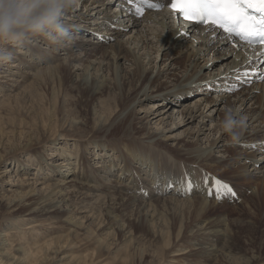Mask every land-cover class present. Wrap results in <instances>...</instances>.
I'll return each mask as SVG.
<instances>
[{"label": "bare ground", "instance_id": "bare-ground-1", "mask_svg": "<svg viewBox=\"0 0 264 264\" xmlns=\"http://www.w3.org/2000/svg\"><path fill=\"white\" fill-rule=\"evenodd\" d=\"M164 1L167 2V0ZM130 10L131 8L127 4V0H78L77 7L69 9L63 18L65 26L69 27L70 31H80L79 34H87L95 37V42L92 41V38L86 40L78 35L74 44L67 47H57L50 44L43 37L31 38L35 40L42 38L41 40H44L51 48L63 52L62 55H65V53L67 55L66 58L57 56L53 61H49L52 63L50 66H44L42 68L38 63H34L33 65V62H29V67L32 68L34 66V70H37L32 75L42 77V79L47 76H55L59 74L62 67L68 69L71 74V70H74L77 64L84 62L81 65V69H75L76 72L80 71L81 73H76L75 71L72 73L74 80L72 79L71 82L74 81L77 88L83 91L85 90L94 96L99 95L106 88L109 91L113 90V93H116V96H118V106L114 108L111 116L108 117L109 125L107 127L108 129H105L106 134L104 136L107 135L110 129L123 126L127 130L125 133L128 136L127 138H131L133 129L136 127L137 130L140 129L142 131L145 139H148L147 142L140 144H132L129 141H114L117 139H113L111 142L101 140L95 143V155L98 154L101 162L96 166H91V163L89 161L87 162V159H85L86 152H83L81 158L76 159V162H72V155L69 154L67 157L64 153L66 159L59 165H53L49 162L51 158L49 159L44 155H39L38 164L48 167L59 178L54 185L52 184L53 192H51L52 194L45 201L51 200V203L46 204V206L48 205V208H46L47 213H50L53 208L57 210L63 204L69 203L70 198L74 196L73 194L77 196L79 194L85 200L93 199L94 193L103 191V189H106L105 191L110 194L111 187L99 189L97 185H93V182L97 184L105 178L102 175L103 171L108 175L110 174L111 177H115L116 180L119 179V181H121V177L126 180L132 179L133 184L137 188L142 185V179L150 185L153 182L150 172H153L152 175L154 177L156 171L158 172L160 170L157 164L158 158L163 157V161H167L166 167L162 168L163 174L165 178L169 177L171 180L166 184L164 182V186L158 187L156 190V183L153 182L154 189H151L153 198H162L170 195L169 200H165L175 210L180 212L178 214L187 216L186 218L191 217L194 221L201 222L200 225L197 224L194 226L196 228L193 231L195 238L209 241L211 237L213 238L220 234V230H215L214 228L219 229L221 226L219 225L220 222L223 224V221H221L223 219L221 218V220H215L214 222L212 220L211 222L208 221V223L203 220L206 212L214 206L213 203H210L211 201H207V198H209L207 191L210 187L205 186V183L201 180L196 184H194L195 182L192 183V175V179H190L192 186L186 188L184 186L185 183L181 179V175H175L171 171L174 170L173 163L171 164L173 166L172 168L168 165L170 162L169 159L166 156L164 157L155 145L161 142H164L166 146L170 142L174 143L175 145L173 147L175 149L177 147L179 149V155L184 157L179 160L186 162L182 163V165L187 168H197L198 170L202 169L213 172L221 166L230 167L236 161L234 164H240L238 172H235V174L238 173V178H248L253 176L251 174L254 172L255 177H260V181L264 182V80L263 82H257V77L252 78L243 75L249 69L260 70L263 73V66L256 62L255 52H249L245 47L236 49L228 40L221 39L214 32H206L205 29H196L193 26L179 23L173 19L167 9L144 13L141 17L135 16ZM111 41H115V43H111ZM22 42L26 44L27 40ZM13 47H17V44H14ZM13 52L14 55H18L19 58L21 57V63L22 61L27 63L23 58L24 55H27L25 51L18 50ZM37 56L38 54H30L32 61L33 59H38L39 57L36 58ZM98 56L100 57L98 58ZM14 59L16 58H13V61L9 64L0 65V71L2 72L4 69H7L9 70L7 72L11 73L12 76L19 74L15 69L20 70V66H15L13 63L15 62ZM221 60L222 64L218 66L219 63L217 62H221ZM123 61L131 64L125 70L123 68L125 65H123ZM213 61L214 63H212ZM54 62H59V64L54 65ZM211 63L212 65L210 66ZM93 71L94 73H92ZM1 72V87L6 90L13 88L16 80H10L11 82L14 81L12 83L13 86L9 80L8 82H2L1 80H4L7 76H4ZM234 92H236V95H231ZM197 93L199 94L196 95ZM193 95H196L194 103L188 102L189 98ZM149 101H152L153 105L150 108L148 106L143 108ZM172 107L175 109L176 107L180 108L176 110L177 118L180 119L179 123H176L178 119L175 122V119L171 115H168ZM227 108H238L240 113L247 117L248 127L239 143H229L227 134L219 130V124L217 122L222 119ZM180 127H187V129L181 135H178L179 133L173 134L174 129ZM181 140L184 142L178 143ZM232 145L242 147L250 146L254 151L252 150L248 153L247 151L241 152L236 158H233L235 155L232 158L228 155L229 158L220 155L216 156V153H228ZM259 155L261 156L259 157ZM103 158L112 159L110 166H108L109 163H106L108 161H105ZM173 158L175 159V157ZM79 160L86 161V164H83L84 162L81 164ZM241 160H244V162L241 163ZM130 164L136 165L137 168L135 169L139 171L135 172ZM251 167L252 170H248ZM188 171L189 173L193 172V170ZM11 172V169L3 171L0 169V182L7 176H10ZM140 172L145 175L144 178L141 176V181L136 175V173ZM159 174L162 175V173ZM48 176H45V178ZM172 178L177 179L176 184L184 190H181L178 186L176 187L175 184L171 185L174 183ZM28 179L30 180L32 178ZM36 183L37 180H34L25 183V185L30 186ZM214 186L215 184L212 188L215 189ZM124 188L122 191L118 190L115 192V195L119 196L118 201L121 206H129L132 208L131 213L136 208L134 212L148 216L150 214V207H155L154 204L159 203V201L155 200L153 202L154 204L141 202L140 199L125 194L124 190H129L130 187L124 186ZM135 190L138 192V189ZM8 191L14 192L11 189H8ZM259 191L260 189H257L246 201H243L245 205H248L246 203H249L251 198L257 197L259 202L255 205V208L258 210L261 205L260 201L264 202V187L263 189L261 188V194L258 193ZM146 192L148 193V191ZM210 196L214 198L213 194ZM2 200L4 202L12 201L11 196L8 195H4ZM40 204H28L27 213L37 212L38 208L35 206ZM12 206L10 208H13ZM154 209L152 210L154 211ZM46 210L42 211L46 213ZM67 210H70L68 211L69 217L65 221L74 227L78 225L77 220H80L77 216L86 213V211L82 210L74 211L71 207L67 208ZM145 210L147 213H143ZM173 210L172 212H174ZM111 215L109 214V217L112 220L114 217ZM153 216H151L152 220L155 219V217L153 219ZM175 217L173 219L177 220ZM185 227L187 226L185 225ZM51 241L36 245V251L31 250L29 247L24 248L23 256L25 257L21 259L20 263L35 264L39 262L41 259H39L38 252L41 251L43 254L44 252H48ZM4 247L3 252L5 253L0 252V264H13V259L11 261L8 257L10 252L9 248H11L10 245L8 246L6 244ZM207 254L213 257L211 250H208ZM216 263L219 264L218 262Z\"/></svg>", "mask_w": 264, "mask_h": 264}, {"label": "rangeland", "instance_id": "rangeland-1", "mask_svg": "<svg viewBox=\"0 0 264 264\" xmlns=\"http://www.w3.org/2000/svg\"><path fill=\"white\" fill-rule=\"evenodd\" d=\"M75 7H77V4ZM71 32L76 37L80 35L83 39L89 40L92 38V41H96L93 36L79 34L80 31ZM39 39H26V44L21 42L17 44V47L13 48V43L11 45L10 42L0 41V49H9L15 52L22 50L27 53V55L23 56L27 63L23 61L21 63V57L19 58L18 55H14L13 52V58H16L13 63L15 66H20V70L15 69L19 74L12 76L11 73L7 72L9 71L7 69H4L2 72L0 71L4 76H7L4 80H1L2 82L16 80L15 83L14 81L11 82V85L14 83V86L12 85L13 88H9V90L3 89L0 84V169L2 171L12 170L11 175L0 182V200H2L4 195L11 196L12 199L11 202L0 201V252L5 253L3 252L4 245H10L9 259L11 261L13 259V264H21V259L25 257L23 256L24 248L29 247L31 250L36 251V245L52 240L50 249L48 252H44L45 255L41 251V253L38 252L39 259L41 260L35 264H217L216 262L219 264H264V202L260 201L261 205L258 210L255 208V205L259 202L257 197L251 198L250 202L246 203L248 205H245L243 202L257 189L261 191V188L263 189L264 187V182L260 181V177H255L254 172L250 173L253 176L248 178H238V173L235 174V172H238L240 164H234L236 161L231 165L233 168L231 166H221L213 172L202 169L198 170L197 168H187L182 165V163L186 162L179 160L184 157L179 155V149L177 147L175 149L173 147L175 144L172 142L167 146L164 145V142L158 143L155 146L158 147L157 149L159 152L161 151L164 157L166 156L169 159L168 165L172 168L174 166V170L171 171L175 175H181L186 188L189 187V182L190 187L192 186L190 179L193 177L192 183L195 182L194 184H196L201 180L205 183V186L210 187L207 191L208 195L209 189L214 185V180H220L232 189L234 195L225 193L222 190L219 196L214 194L215 192L213 191L214 198L210 195L207 198V201H211L210 203H213L214 206L206 212L203 220L208 223V221L211 222L213 220L212 222H214L215 220L223 219L221 220L223 224L222 222L219 223L221 225L219 229L214 228L215 230H220V234L218 235L221 236L211 237L209 241L195 238L193 231L196 228L194 226L200 225L201 222L178 214L180 212L175 210L165 200H169L170 195H168L169 197L153 198L151 189H154V183H156V190L158 187L164 186V182L166 184L171 180L169 177L165 178L163 174L162 168L166 167L167 164L166 160V163L163 161V157L158 158L157 164L160 170L156 171L154 177L152 175L153 172H150L154 182L150 183V185L142 179L145 175L141 172L136 173V175L140 181L142 179L144 182L141 181L142 185L137 188L133 184L132 179L126 180L121 177V181H119V179L116 180L115 177H111L110 174L108 175L103 171L102 175L105 178L97 184L93 182V185H97L99 189L111 187L110 194L105 191L106 189H103V191L95 192L94 198H90L89 200L83 199L79 194L78 196L73 194L75 197L70 198L69 203L63 204L57 210L53 208L50 213H47L46 208H48V205L46 206V204L51 203V200L45 201L52 194V186L59 178L48 167L38 164L39 155L51 158L49 160L50 163L59 165L66 159L64 153L67 157L69 154L72 155V162H76V159H80L83 152H86L85 159H87V162L89 161L91 166H96L100 162V157L98 154L95 155V143L101 140L111 142L113 139H117L114 141H129L132 144H140L147 142L148 139H145L142 131L140 129L137 130L136 127L133 129L131 138H127L128 136L125 135L127 130L123 126L110 129L107 135L104 136L106 134L105 129L109 125L108 117L111 116L114 108L118 106V96H116V93H113V90L109 91L107 88V90L104 89L99 95L95 96L77 88L74 81L71 82L72 79L74 80L72 73L76 72V68L81 69V65L84 62L77 64L80 66L76 65L75 69L71 70V74L68 69L62 67L63 70L61 68L59 74L55 76H47L42 79V77L32 75L37 70H34V66L30 68L29 62H33V65L34 63H38L42 68L50 66L52 63L49 61H53L57 56L62 58L67 57L66 53L62 55L63 52L51 48L44 40H41L42 38ZM111 43H115V41H111ZM30 54H38L36 58H39L32 61ZM224 61L226 62V60ZM122 63L123 65L125 64V67L123 66L124 70L128 68V65H131L127 61L126 63L124 61ZM217 63H219L218 66L221 65L222 60ZM58 64L59 62H56L54 65ZM76 73L81 72L77 71ZM234 93L231 95H236V92ZM196 95L191 96L188 102L194 103ZM152 105V101H149L143 108H146V106L150 108ZM177 109L180 108L176 107L175 109L172 107L168 113V115H171L175 119V122L178 119ZM179 122L180 119L176 123ZM186 129L187 127L175 128L173 134L179 133L178 135H181ZM182 141L178 143H183L184 141ZM229 150L230 153H216V156L220 155L225 158L229 156L232 158L235 155L233 158H236L241 152L247 151L248 153L253 149L250 146L232 145V148ZM104 160H107L108 162L106 163H109L108 166H110L112 159ZM241 161V163L244 162V160ZM79 162L86 164L84 160H79ZM130 166L135 172L139 171L135 169L137 168L136 165L130 164ZM180 167L182 168L180 169ZM188 170H193V172L189 173ZM248 170H252V167ZM159 173H162V175ZM45 176L48 177L45 178ZM28 178L32 179L29 180ZM172 179L174 183L171 185L175 184L177 187V179ZM210 179L213 181L211 180L210 182ZM34 180H37L36 184L25 185V183ZM124 186L130 187L129 190H124L127 196L136 197L141 202L148 204L155 201H159V203H153L155 207H150V214L148 216H144L146 214H137L134 212L136 208L131 213L132 208L121 206L118 201L119 196L115 195V192L118 190L122 191L125 189ZM178 188L184 190L180 186ZM8 189L14 190V192H9ZM135 189H138V192ZM212 189L214 190V188ZM136 194L141 197H138ZM28 204H40L41 206H35L38 208L37 212L27 213ZM10 205L13 208H10ZM69 206L74 211H86V213L77 216L80 220H77L78 225L75 227L66 222L67 217H69L68 211L70 210H67V208H70ZM41 209L46 210V213ZM143 213H147L146 210ZM109 214H112L111 216L116 220H111ZM173 214L177 220L173 219ZM139 215L140 217H138ZM151 216H153V219L155 217V219L152 220ZM141 217L144 219H141ZM147 217L150 218L148 219ZM129 229L131 230L128 231ZM208 250H211L213 257L207 254ZM215 257L217 258L215 259Z\"/></svg>", "mask_w": 264, "mask_h": 264}, {"label": "clouds", "instance_id": "clouds-1", "mask_svg": "<svg viewBox=\"0 0 264 264\" xmlns=\"http://www.w3.org/2000/svg\"><path fill=\"white\" fill-rule=\"evenodd\" d=\"M77 3L78 0H0V41L19 44L43 37L54 46H70L77 37L65 26L63 18ZM12 61V51L0 49V65ZM218 124L233 144L241 141L248 127L247 117L238 108H227Z\"/></svg>", "mask_w": 264, "mask_h": 264}, {"label": "snow or ice", "instance_id": "snow-or-ice-1", "mask_svg": "<svg viewBox=\"0 0 264 264\" xmlns=\"http://www.w3.org/2000/svg\"><path fill=\"white\" fill-rule=\"evenodd\" d=\"M134 0H128L132 4ZM148 9L159 10L161 4L152 3L150 0H141ZM174 12H178L183 20L208 25L211 28L220 29L227 37H236L252 49L264 46V0H172L170 4ZM138 15H143L144 9L136 7ZM258 56L260 63L264 64V51ZM264 80V74L252 73ZM245 77L250 73L245 71ZM215 194L221 191L232 194V189L220 180H215ZM190 187V182H189ZM213 190H209V195Z\"/></svg>", "mask_w": 264, "mask_h": 264}]
</instances>
